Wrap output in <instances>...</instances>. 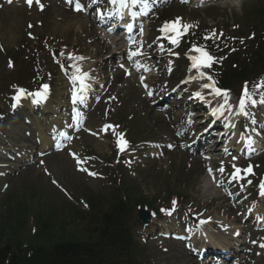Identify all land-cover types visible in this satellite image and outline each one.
I'll return each mask as SVG.
<instances>
[{
    "label": "rangeland",
    "instance_id": "rangeland-1",
    "mask_svg": "<svg viewBox=\"0 0 264 264\" xmlns=\"http://www.w3.org/2000/svg\"><path fill=\"white\" fill-rule=\"evenodd\" d=\"M260 1L227 0L216 3L217 6L214 8H204V10L197 11L186 6L172 5L170 8H167L169 10H166V13L169 16L183 14V19L187 24L192 26V29L197 28V25L201 24L204 27L205 22L209 23L210 26L216 24L217 21L226 23L227 20L230 24H236V19L242 22L245 20L248 15L247 10L260 6ZM54 6H56L54 13L49 12L48 9L42 12L37 5L28 7L24 0L15 1L11 4L7 0H0V51L19 50V52L17 51L18 54L25 57L29 64L25 72L26 78H28L27 83L24 84L25 87L36 86L38 81L46 74L48 80L51 79L50 81L53 85V90L50 94L51 105L60 107L61 111L63 109L70 116V110L74 104L72 94L74 91L78 94V85L70 79L71 75L75 72L74 67H69V64L72 62L80 67L81 72L85 69H88L86 71L88 73L92 72V79L88 82L90 84V96L88 99L94 103L96 97L101 96V100L97 103L94 114L90 112L91 116L89 118L90 122L94 123L92 125L93 127L102 128L101 126H103L105 120L110 121V117H113L117 126L119 122H124V126L127 123L131 127V131L134 128H139L143 136L142 139H165L172 130L171 125L167 122V116L165 114H158L152 101L149 104L145 95H143L144 93H142L136 83L129 80L127 81L128 83L125 81L126 84L123 83L124 75L118 69L115 71L113 67L116 61L115 57H109L115 49L108 48L110 49L109 52L105 50L104 53L97 54L96 47L102 42L95 35L98 28L96 29L92 24V17L90 19L89 16L74 12L71 7L66 9L59 5L58 2ZM156 19L157 16L154 19L153 30L157 29V26H159L158 23L161 21ZM156 35L157 32L151 35V42H155ZM55 48L62 51L61 55L54 53ZM156 48H159L158 45L150 48L149 52H146V55L150 56L154 53L161 55L162 51H154ZM0 55V73L2 75L11 73L12 67L5 65L7 57L1 52ZM70 56L83 57L84 59H71ZM169 60L170 58L167 56L160 58L159 61H162L163 70H167L164 66L169 64ZM227 64L228 62L223 66L226 67V70L228 69ZM188 75L189 71L187 68L183 78L188 77ZM162 76L163 79L159 81L162 83L164 81L166 82L160 88H164L163 91L167 92L171 90L174 82L169 79L168 75L164 74ZM192 79L198 81L200 79L199 73H192ZM118 88L119 91L117 93ZM154 88L155 91L159 90V88ZM10 92L11 90H8L6 93ZM8 101L9 98L6 97V102L4 103V99L0 95V107L3 110ZM17 110L20 112L19 115H16ZM17 110L11 111L15 116L13 118L10 116L9 120L7 119L9 123L5 121L1 122L0 131L7 130L11 132L13 130L14 133L12 132L13 136L10 135V140L14 144L21 145L25 143L35 145L33 141H35L34 137L38 132L35 131V125H32V123L42 122L43 124L47 121L51 122V114H45L43 111H40V118L38 116L34 119L29 110L26 111L20 107ZM178 113L175 112L176 115H179ZM2 118L6 119V117H1L0 119ZM117 131H119V128ZM30 135L33 137L29 138ZM134 137L131 136V138ZM108 138L112 141L111 144L108 142V145H106L104 144L105 141L96 140L94 136L82 132L75 137L74 145L70 150H84L89 157L90 153L87 152L88 148H91L97 154L102 153L104 159L103 156L100 157L99 155L96 156L97 159L92 157L91 161H89L90 166L97 169L98 166L102 167V163H105L104 167L111 168L107 173L111 171L110 173L114 177L113 170L116 173V169H114L112 163L117 157V150L113 140L115 136H108ZM101 144L105 146L104 151L100 149ZM152 152L160 153V150L154 148ZM167 155L168 160L165 164L150 161L147 163L148 166L143 170H139L137 173L132 171L133 173L132 175H128V179H134L139 191L145 192V194L154 199L157 196L160 199L165 198L169 188L177 192L186 191L191 193L194 203L198 205L205 204V206L209 207L210 213L212 215L215 214L216 224L227 223L230 226L235 225V221L230 213H237V210L231 206L229 208L226 205L220 192L215 189L214 191L207 190L209 181L206 179L204 169L201 167L197 169L196 177L199 178L200 183L197 189H193L187 179L188 170L185 166L197 165V162L192 160L189 155L187 156L185 153L178 151ZM34 157L35 159L30 162L32 164L30 167H20L18 169L16 166L12 173L9 172L12 170L9 166V158L0 157V238L4 237L7 240H12L13 243L18 240L21 242L22 240L28 241L30 244L38 242L36 239L32 243L30 236L21 237L16 232V229L18 230L22 225H26L24 213H22L23 207L28 205L30 210L35 207L33 205L35 200L32 199L33 193L31 195L34 189L37 192L41 190L52 195L55 193L62 199L65 196L68 198V201L76 203L79 192H86L88 190L100 191L108 199H111L112 194L115 192V187H118V184L115 187L107 185L111 175L105 181L103 180L105 179L103 175L99 179H96L94 176H87L86 178L84 175L77 173L76 171L79 170L80 165L67 154L59 155L53 153L47 158L42 157L41 159L44 161L45 166H43L41 171L36 167L38 166V162L36 161V156ZM123 171L125 172V169ZM4 172L6 174L9 173L4 177L2 176ZM53 181H59L61 184L56 187L53 185ZM8 183V190L6 192L1 191ZM65 190L68 195L66 193L64 194ZM213 192L217 194L215 195ZM9 193H17L18 196L14 198L10 197L7 201L6 197L9 196ZM15 199H21V202L16 208H12ZM79 202L81 203V201ZM8 204H11L9 208ZM224 204L226 208H229L228 210H220L221 208L219 207L224 206ZM4 206H7V209ZM133 217L136 218V213H134ZM240 217L241 215L238 214L237 218L239 219ZM10 218H12L14 224L11 221L10 223L8 222ZM19 220H21L20 225ZM6 224H11V227ZM158 225L155 226L158 227ZM160 225L163 224L160 223ZM165 227L175 228L177 225L168 224ZM139 234L144 233L140 231ZM138 239L140 240V238ZM147 239L148 251L152 254L150 260L152 264H201L197 260H194L187 253L186 249L179 246L176 242L169 240V242H163L162 246H159L160 242L156 243L149 237ZM165 249L169 251L166 252ZM254 262L255 260L247 264H254Z\"/></svg>",
    "mask_w": 264,
    "mask_h": 264
},
{
    "label": "trees",
    "instance_id": "trees-1",
    "mask_svg": "<svg viewBox=\"0 0 264 264\" xmlns=\"http://www.w3.org/2000/svg\"><path fill=\"white\" fill-rule=\"evenodd\" d=\"M261 13L264 15V9ZM261 20L264 25V18ZM23 208L26 219L30 209L28 205ZM33 208H37L35 218L38 231L33 236H27L31 237L32 243L36 239L38 242L30 244L18 240L13 243L12 240L0 238V264L7 261H11L8 264H107L119 243L127 241L128 229H124L120 219L126 208L123 204L106 212L93 227L89 225L73 233L66 231V222H70V215L73 216L69 208H62L55 201L42 200ZM10 221L14 224L12 218ZM18 222L20 225L21 220ZM7 226L11 227V224ZM22 229L23 226L16 229L21 237L26 236L22 235Z\"/></svg>",
    "mask_w": 264,
    "mask_h": 264
},
{
    "label": "snow or ice",
    "instance_id": "snow-or-ice-1",
    "mask_svg": "<svg viewBox=\"0 0 264 264\" xmlns=\"http://www.w3.org/2000/svg\"><path fill=\"white\" fill-rule=\"evenodd\" d=\"M8 3H12L13 0H7ZM113 3H116L117 0H112ZM26 3L29 6H32L33 3H35L37 6H39V8L41 10H43L44 5L41 3V0H26ZM119 3L121 5L122 8L124 7H128L129 3L131 5H136L138 3H142L144 8H148V0H119ZM76 11H80L81 9V5L79 3L76 4ZM146 14V13H145ZM133 16L137 15V13L133 12L132 13ZM181 19L182 18H177L175 21H166L164 23V25L162 26V28L160 29L161 32L168 34V33H173L174 35H168V39L170 40V42L174 45H177L179 43L180 38L183 35H186L189 31V29L192 27L189 24H183L181 23ZM29 27H31V25H29ZM216 35L215 31H213L211 36H207L205 37L206 40L208 39H213V37ZM222 35V33L220 34ZM192 51L199 53V55H195V56H191L189 57V59L191 60V67L194 69H201V68H210L212 66V64L214 62H216L215 58L206 50V48L204 46H197L195 44H193L192 46ZM139 55H144V53L141 51L140 48H137L135 51L130 50L128 53V58L129 60H132L133 57L139 56ZM71 59H84L83 57H71ZM9 67H12L13 64L11 61H9L8 64ZM72 67L75 68V72L71 75L70 79L73 82L79 81L80 82V91H84L87 87V85L85 84V78L88 76V73L86 72H81V69L78 65H73ZM121 67H123V65H121ZM137 67H139V64H137ZM147 70V69H146ZM199 77L200 78H206L208 81H212L211 83H205L202 85L203 88L205 89H211L212 93L215 96H222L224 99L225 104H227L228 101V92L227 90H222L218 87H216V82L213 81L211 76H207L205 77V73L204 72H199ZM193 79H195V77H193ZM144 82V77H141V83ZM145 88H147V85H144ZM15 87V86H14ZM255 88L260 89V88H264V79H262L260 82H258L257 84L254 85ZM48 91H49V85L48 84H44L42 86V90L40 91H36V92H29L27 89L24 88H18L17 89V94L13 97L14 103L12 104V108L15 109L20 103L22 99H27V98H31V103L32 104H41L42 102H44L47 97H48ZM73 100L75 102V100H82L83 98L81 96H79L77 94L76 91L73 92ZM148 96H152L153 93L151 91L147 92ZM195 95L200 98L203 99V96L201 95L200 92L195 93ZM251 102L253 105H255L256 101L253 100L251 98V95L249 93L248 87L247 85H245L244 91H243V95L239 100V109L240 112L243 113L244 109L246 107V103L247 102ZM260 103H264V98H262L260 100ZM223 107V105L221 106ZM220 109H216L213 111V115H216L217 112H219ZM222 114V113H221ZM118 126L116 125H105L104 128L102 129V131L108 132V130L112 131V134L116 136V145L117 148L119 149V151L123 152L125 151L127 145H128V141L124 138V134L123 133H118L116 132V128ZM63 135V134H62ZM252 141L249 140L248 144L251 145ZM169 147H172V145H169ZM73 156L75 157V154L73 153ZM77 159V163L80 164L83 161L80 160V158H76ZM235 159V157H234ZM235 167V165L233 166ZM81 171H85L88 172V170L86 168H80ZM217 171L223 173L224 168L221 166ZM241 169H236L235 173L233 174V178H239V173L241 172ZM246 173H251L252 172V167L249 166L247 169L243 170ZM212 173V170L209 169V174ZM88 174L90 176H96L97 173L95 172H88ZM215 179V178H214ZM53 183H56V181H53ZM249 183H251V181H249ZM260 195L262 197H264V181H261L260 185ZM173 207L172 209H161L162 212H164L166 215H171L172 212L175 211V206H176V201L173 200L172 202ZM203 223V221L201 222ZM253 244H256L257 241H252ZM259 247L261 249H264V243H260ZM259 254V253H258Z\"/></svg>",
    "mask_w": 264,
    "mask_h": 264
},
{
    "label": "bare ground",
    "instance_id": "bare-ground-1",
    "mask_svg": "<svg viewBox=\"0 0 264 264\" xmlns=\"http://www.w3.org/2000/svg\"><path fill=\"white\" fill-rule=\"evenodd\" d=\"M48 9H49V12H54L55 11V6L52 4V2H50L49 4H48ZM107 48H111V46H109V45H107V44H105V43H103V44H100L98 47H96V49H97V54L99 55V54H102V53H104V51L105 50H107ZM23 103H25L26 105H29L30 107H32L31 105H30V103H28V101H24ZM49 103V101H47L46 103H41L40 104V106H42V107H46L47 109H50L51 108V110L53 111V112H56V108H54L51 104H48ZM33 108V107H32ZM56 119H57V121H59V123L60 124H63L64 123V119H62V118H60V117H56ZM35 129H36V131L38 130V131H40L41 130V128L38 126V124H36V126H35ZM61 133V132H60ZM60 133H58V137H60ZM40 139H41V141L42 142H44V147H46L47 145H48V141H47V138H46V134H44L43 133V131L41 130L40 131ZM102 148V147H101Z\"/></svg>",
    "mask_w": 264,
    "mask_h": 264
}]
</instances>
